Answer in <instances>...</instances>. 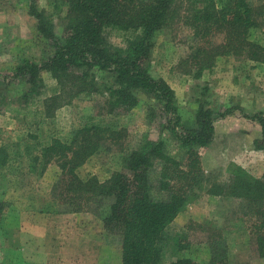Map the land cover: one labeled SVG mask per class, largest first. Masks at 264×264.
I'll return each mask as SVG.
<instances>
[{
	"label": "trees",
	"instance_id": "obj_1",
	"mask_svg": "<svg viewBox=\"0 0 264 264\" xmlns=\"http://www.w3.org/2000/svg\"><path fill=\"white\" fill-rule=\"evenodd\" d=\"M29 1V15L36 20V30L48 50L38 61L23 60L10 77L11 82L27 84L19 97L21 105L14 107L8 103L5 109L11 116L22 118L18 130L31 129V123H24L27 119L45 123L77 97L100 90L93 73L99 71L113 75V80L102 86L108 96L107 115L133 110L140 103L136 94L144 93L155 101L165 119L161 131L173 134L182 151L176 157L168 152L164 139L149 140L127 153L122 171L113 173L106 181L84 180L78 176L79 167L108 142L123 150L125 139L123 131L86 123L76 130L69 143L54 139L40 150L39 159L34 158L41 160L42 173L52 161H62L63 175L55 187L58 200L68 204L73 213L88 212L99 199L112 200L103 226L106 235L117 238L121 264H164L165 250L170 246L174 259L165 264H200L183 255L189 248L182 238H171L167 232L200 182L204 171L200 150L214 142L216 122L236 111L260 125L262 137L255 140L254 146L264 150V113L247 115L237 107L218 111L200 108L196 126H182L175 91L165 80L154 78L148 65L155 37L167 26L175 0H54V7L66 12L62 39L55 33L52 15L40 10L37 0ZM203 3L191 10L189 18L199 40L195 54L190 56L197 76L222 55L264 64V46L250 38L251 31L261 24L257 19L259 8L255 9L249 0H223L220 7L214 0ZM107 29L125 41L126 48L113 47L105 35ZM219 35L223 36L221 43L211 42ZM44 73L56 82L57 92L40 102L37 98L45 87ZM29 137L36 138L33 134ZM30 138L16 143L11 131L0 129V169L9 165L17 147H24L30 154ZM211 195L246 203L243 226L254 237L258 256L264 259V179L234 167L229 182L215 185ZM4 209L0 203V223ZM194 225L201 232H209L213 257L208 264H229L221 233L193 222L186 227ZM215 250L218 251L214 254Z\"/></svg>",
	"mask_w": 264,
	"mask_h": 264
},
{
	"label": "rangeland",
	"instance_id": "obj_2",
	"mask_svg": "<svg viewBox=\"0 0 264 264\" xmlns=\"http://www.w3.org/2000/svg\"><path fill=\"white\" fill-rule=\"evenodd\" d=\"M205 1L175 0L167 26L155 37L148 64L151 75L165 80L175 91L181 124L187 129L196 126L200 108L218 111L237 107L247 115L264 113V64L222 55L199 77L197 69L192 68L190 56L195 54L199 40L189 18L191 10ZM214 1L218 7L223 4V0ZM29 2L0 0V129L11 131L16 143L29 139V134L36 137L30 138V154L24 147H17L9 165L0 169V203L5 208L0 223V264H121L117 238L106 235L103 226L112 200L99 199L90 205L88 212H71L68 204L58 200L55 189L63 175L62 161H52L42 173L41 160L34 158L54 139L69 143L76 130L86 123L123 131L125 139L123 150L108 142L79 167L78 176L84 180L106 181L113 173L122 171L127 153L149 140L164 139L168 152L176 157L182 155L181 148L173 134L161 131L165 119L155 101L144 93L136 94L140 103L133 110L107 115L108 96L102 86L112 81L113 75L99 71L93 73L100 90L77 97L45 123L27 119L24 123H31V129L18 130L22 118L11 116L5 109L8 103L14 107L21 105L19 97L27 84L11 82L10 77L23 60L38 61L48 50L36 30V20L29 15ZM249 3L259 8L257 19L261 23L251 31L250 38L264 46V3L258 0ZM54 5V0H37L38 8L52 15L55 33L62 39L66 12ZM105 35L113 47L126 48V42L113 30L107 29ZM222 41V35L211 40ZM43 79L45 87L37 98L40 102L57 92L50 74L44 73ZM215 126L214 142L200 150L204 169L200 182L167 232L171 238H182L189 248L183 255L200 264L211 261L213 246L208 243L209 232H201L195 225L187 228L190 222L221 233L229 264H264L257 254L254 237L243 226L246 203L211 195L215 185L229 182L234 167L264 179V150L254 146L255 140L262 137L261 127L239 111L217 121ZM173 253V246L166 248L164 264L174 259Z\"/></svg>",
	"mask_w": 264,
	"mask_h": 264
}]
</instances>
